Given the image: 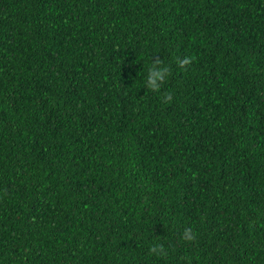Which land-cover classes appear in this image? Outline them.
<instances>
[{
	"label": "trees",
	"instance_id": "1",
	"mask_svg": "<svg viewBox=\"0 0 264 264\" xmlns=\"http://www.w3.org/2000/svg\"><path fill=\"white\" fill-rule=\"evenodd\" d=\"M0 264H264V0H0Z\"/></svg>",
	"mask_w": 264,
	"mask_h": 264
},
{
	"label": "clouds",
	"instance_id": "2",
	"mask_svg": "<svg viewBox=\"0 0 264 264\" xmlns=\"http://www.w3.org/2000/svg\"><path fill=\"white\" fill-rule=\"evenodd\" d=\"M191 58H184L178 61V66L181 69L186 70V66L191 63ZM162 65V61L159 58L152 60L150 67L148 68L145 85L146 87L151 90L152 92H159L161 86L166 82V77L170 75V69L168 67H164L161 71H157L156 67ZM164 101H170L172 96L170 94H165L163 97ZM181 239L185 241H192L195 239V233L189 229H184ZM151 252H156L157 249L155 247L150 249ZM163 251V249H161Z\"/></svg>",
	"mask_w": 264,
	"mask_h": 264
}]
</instances>
